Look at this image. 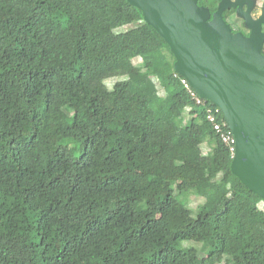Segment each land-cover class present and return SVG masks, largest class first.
Returning a JSON list of instances; mask_svg holds the SVG:
<instances>
[{
	"label": "trees",
	"instance_id": "16d2710c",
	"mask_svg": "<svg viewBox=\"0 0 264 264\" xmlns=\"http://www.w3.org/2000/svg\"><path fill=\"white\" fill-rule=\"evenodd\" d=\"M174 63L127 0H0V264H264V202Z\"/></svg>",
	"mask_w": 264,
	"mask_h": 264
},
{
	"label": "water",
	"instance_id": "95a60500",
	"mask_svg": "<svg viewBox=\"0 0 264 264\" xmlns=\"http://www.w3.org/2000/svg\"><path fill=\"white\" fill-rule=\"evenodd\" d=\"M127 1L167 43L174 71L221 109L235 139L231 173L264 202V11L257 20L243 13L251 30L245 37L223 19L228 0L211 21L197 0Z\"/></svg>",
	"mask_w": 264,
	"mask_h": 264
},
{
	"label": "rangeland",
	"instance_id": "374dc122",
	"mask_svg": "<svg viewBox=\"0 0 264 264\" xmlns=\"http://www.w3.org/2000/svg\"><path fill=\"white\" fill-rule=\"evenodd\" d=\"M208 1H209V6H210L211 10H215V9L217 10L218 7L220 6V3H221V0H208ZM228 1L232 5L233 4H237V5L236 6L231 5L229 7H226L222 16H223V19L225 22L228 21L233 26L234 30H236L239 27L240 23H242L243 21H245L244 22L245 26H243L244 29H250V28H248V25L246 24V19L243 17V13H246L247 11H249L250 14H252L255 18L257 17V19H258L262 16L263 11H264V0H228ZM138 26H139V24L128 25V26H125V27H122V28L116 30L115 33L117 35H123V34H126L130 31H132V30H136ZM169 57L171 58L172 56H169ZM134 63L136 65H139L142 63V60L140 58H136V59H134ZM121 80H123V78H111V79L106 81V85H107L109 90H112L114 84L118 81H121ZM153 82L155 84L154 91L158 95L163 97L164 91L160 87L158 80L153 79ZM67 114H68L67 112H64L65 116H67ZM183 117H184V123H186L189 119H191L190 114L187 112L183 115ZM200 149L204 154L208 153V148L206 146L203 145L202 148H200ZM204 201L205 200L201 197L192 196L190 199V202H189L190 210L192 212H194L199 205H202L204 203ZM191 246L198 248L200 250L199 256L202 258L204 257V252L202 250L201 245L192 244Z\"/></svg>",
	"mask_w": 264,
	"mask_h": 264
},
{
	"label": "built area",
	"instance_id": "2783aa9c",
	"mask_svg": "<svg viewBox=\"0 0 264 264\" xmlns=\"http://www.w3.org/2000/svg\"><path fill=\"white\" fill-rule=\"evenodd\" d=\"M175 76L179 77L181 85L186 90L194 106L204 108L206 123L212 128V130L221 139V141L228 147L233 157L235 153V139L226 124L221 109L201 98L185 78H182L178 74H176ZM191 111L192 107H189L186 112L190 114Z\"/></svg>",
	"mask_w": 264,
	"mask_h": 264
},
{
	"label": "flooded vegetation",
	"instance_id": "af4514ba",
	"mask_svg": "<svg viewBox=\"0 0 264 264\" xmlns=\"http://www.w3.org/2000/svg\"><path fill=\"white\" fill-rule=\"evenodd\" d=\"M213 11H216V9L213 10ZM250 15H251V17H252L253 20H257V17L255 18L252 14H250ZM244 22L245 21H243L242 23H240L239 27L236 30H234L233 29V26L228 21H226V23L230 26V28H231V30H232L233 33H242L244 36L248 37L250 35L251 30L250 29H244V27H243V26H245L244 25ZM262 31L264 32V26L262 28Z\"/></svg>",
	"mask_w": 264,
	"mask_h": 264
}]
</instances>
